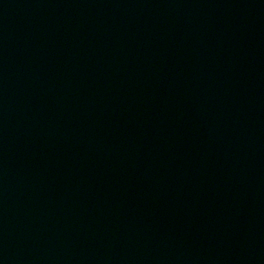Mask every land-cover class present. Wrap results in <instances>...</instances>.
<instances>
[{
    "label": "water",
    "instance_id": "obj_1",
    "mask_svg": "<svg viewBox=\"0 0 264 264\" xmlns=\"http://www.w3.org/2000/svg\"><path fill=\"white\" fill-rule=\"evenodd\" d=\"M0 264H264V0H0Z\"/></svg>",
    "mask_w": 264,
    "mask_h": 264
}]
</instances>
